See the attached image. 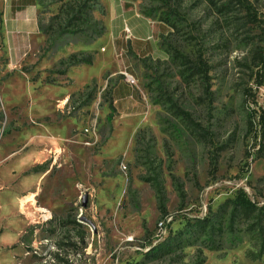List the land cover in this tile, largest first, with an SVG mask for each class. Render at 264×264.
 <instances>
[{"label": "rangeland", "instance_id": "rangeland-1", "mask_svg": "<svg viewBox=\"0 0 264 264\" xmlns=\"http://www.w3.org/2000/svg\"><path fill=\"white\" fill-rule=\"evenodd\" d=\"M14 2L0 0V264H154L141 246L145 231L165 234L155 190L143 181L155 170L173 232L183 217L215 213L237 189L264 203V0H97L102 41L64 34L35 66L45 42L37 19L46 30L60 4L36 0L35 24L33 10ZM128 6L147 20V39L137 44L125 32L113 53L105 34ZM174 50L192 63L201 57L207 78L184 73ZM78 52L91 53L92 65L54 74ZM28 193L34 203L21 210ZM238 237L234 248L225 237L222 250H203V264H264L245 257L249 241ZM194 253L187 248L183 263Z\"/></svg>", "mask_w": 264, "mask_h": 264}, {"label": "trees", "instance_id": "trees-1", "mask_svg": "<svg viewBox=\"0 0 264 264\" xmlns=\"http://www.w3.org/2000/svg\"><path fill=\"white\" fill-rule=\"evenodd\" d=\"M59 7L55 16L52 17L51 23L45 29L42 28L41 21L37 19V28L45 37L44 48L41 56L34 64L37 65L49 52L57 51L59 45L57 41L64 34H71L83 38V43L88 45L94 43L101 38L105 29L100 21H95L92 17L93 7L91 2L97 3V0H68L63 2L57 0ZM22 4L24 7L37 5L36 0H19L14 2ZM143 15H145L143 13ZM164 23H169L163 19ZM170 25V23L168 24ZM171 27H174L172 24ZM172 59L184 67V73L188 76H200L207 78L208 68L198 57L195 62H191L187 57L180 55L175 50L172 52ZM93 63V55L86 52H78L69 54L67 57L58 61L59 69L54 72L55 75L63 77L68 73L69 69L80 66H91ZM259 66L264 68V58L259 55ZM36 79V78H34ZM36 81V80H33ZM45 82L49 84L55 83L49 77L45 78ZM94 84V82H92ZM261 85V83H259ZM87 98L90 100L94 90L86 88ZM169 102V100L167 101ZM170 103V102H169ZM110 113L107 116V122L110 124L115 112L111 101L108 102ZM170 111L180 118L186 124L188 129L197 130L198 126L194 124L189 114L183 112L175 104L170 103ZM260 125L262 127V135H264V111L258 115ZM142 131L136 135V139L140 137ZM262 158L261 154H257L256 159ZM44 168L43 165L34 167L30 170L36 173ZM160 169L158 165L157 170ZM160 172V171H159ZM149 183L158 199V210L160 218L163 220L161 230H165V234H159L156 238L151 237L145 231L143 235V245L141 250L146 249L142 253L144 262L154 264H184V251L187 248H195V253L191 262L186 264H203L205 258L203 250L211 252L220 251L223 248L225 237L232 239L230 244L233 248L239 243L238 235L242 233L249 241L251 249L246 252L245 257L251 262H259L264 258V203L251 201L248 195L242 190L234 191V197L225 200L213 213L210 209L204 217H183V227L173 232L171 225L174 220H168L167 211L164 206L163 189L159 184V175L156 170L153 177H148L143 180ZM175 189L181 202L184 199V193L181 185L174 183ZM182 209V205L179 207ZM74 225H78L73 222ZM143 264V263H135Z\"/></svg>", "mask_w": 264, "mask_h": 264}, {"label": "crops", "instance_id": "crops-1", "mask_svg": "<svg viewBox=\"0 0 264 264\" xmlns=\"http://www.w3.org/2000/svg\"><path fill=\"white\" fill-rule=\"evenodd\" d=\"M14 1L16 2L19 0H14ZM125 6H127V4H123L122 7H125ZM25 8L33 10L32 13L34 16V22L36 24L35 16H36L37 5H31V6H28ZM122 9L119 11V13H120L119 24L111 27L109 30V33L105 34V37L108 38L107 43L110 44L111 52H113V53L116 51V43L114 42L113 39H118L119 41H122L121 38H122L123 34H124L123 39H125L124 38L125 37V30H127L128 34L133 37L134 42L136 41V43L139 44L140 42H144L147 39L146 36H147L148 31L150 29V26H149L147 20L144 17L140 16L137 13L136 9H134V8L132 9L129 6L126 9H123V10ZM35 28L37 29V24H36ZM98 41H102V40L99 39ZM119 45H123V44L121 43ZM92 47H94V45ZM123 83L124 82H118L117 83L116 88L113 89V94L116 93L117 88H120L124 85Z\"/></svg>", "mask_w": 264, "mask_h": 264}, {"label": "bare ground", "instance_id": "bare-ground-1", "mask_svg": "<svg viewBox=\"0 0 264 264\" xmlns=\"http://www.w3.org/2000/svg\"><path fill=\"white\" fill-rule=\"evenodd\" d=\"M34 196L35 195L33 193L26 194L23 198L19 200V208L22 210L26 204L32 205L34 203Z\"/></svg>", "mask_w": 264, "mask_h": 264}, {"label": "built area", "instance_id": "built-area-1", "mask_svg": "<svg viewBox=\"0 0 264 264\" xmlns=\"http://www.w3.org/2000/svg\"><path fill=\"white\" fill-rule=\"evenodd\" d=\"M125 32L128 33L127 30H125ZM124 76H125V80H126V82H127L129 85L134 86L135 81L133 80V78L130 77V76H128V75H126V74H124ZM120 169H121V170H125V167H120Z\"/></svg>", "mask_w": 264, "mask_h": 264}, {"label": "water", "instance_id": "water-1", "mask_svg": "<svg viewBox=\"0 0 264 264\" xmlns=\"http://www.w3.org/2000/svg\"><path fill=\"white\" fill-rule=\"evenodd\" d=\"M85 204H86V195H84L82 198V207H85Z\"/></svg>", "mask_w": 264, "mask_h": 264}]
</instances>
